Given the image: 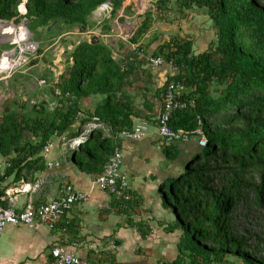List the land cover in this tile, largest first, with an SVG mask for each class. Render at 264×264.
<instances>
[{
    "label": "trees",
    "instance_id": "trees-1",
    "mask_svg": "<svg viewBox=\"0 0 264 264\" xmlns=\"http://www.w3.org/2000/svg\"><path fill=\"white\" fill-rule=\"evenodd\" d=\"M22 1L0 0L2 20L16 18ZM126 1L25 0L24 17L30 32L45 30L56 20L57 27L86 29L98 7L110 3L109 18H113ZM156 1L165 11L171 5L181 14L195 8L205 11L214 32L213 40L200 54L193 53V41L172 38L152 55L176 65L180 73L168 79L167 84H178L187 91L181 95L182 101H195L194 108L171 116L170 127L195 131L199 117L207 142L184 173L160 192L164 208L173 211V230L180 231L179 257L173 264H181L183 259L188 264H264V238L239 233L232 221L236 208L250 193L253 204L264 205V0ZM149 24L146 18L130 39L132 45L147 33ZM142 54L137 47L131 56L117 61L101 41L79 43L70 54L68 75H62L56 84L62 98L69 94L76 101L52 115L42 105L34 106L28 114L0 115V153L11 154L27 134L37 142L29 145L32 156L39 155L54 136L61 138L69 132L68 139L76 138L81 126L72 132L81 112L77 104L94 96L104 99L93 114L81 112L85 119L98 118L113 137L130 129L132 119L138 115L131 108L132 102L118 94L129 76L127 70L134 65L141 68L147 61ZM122 60L126 66L120 63ZM212 87L219 89L215 98L211 96ZM164 96L165 90L162 100ZM229 110L233 112L230 115ZM208 118L213 122L208 124ZM112 151L103 133L94 130L80 147L79 158L73 156L71 162L80 172L98 177ZM252 173L260 176V186L248 181Z\"/></svg>",
    "mask_w": 264,
    "mask_h": 264
},
{
    "label": "crops",
    "instance_id": "crops-1",
    "mask_svg": "<svg viewBox=\"0 0 264 264\" xmlns=\"http://www.w3.org/2000/svg\"><path fill=\"white\" fill-rule=\"evenodd\" d=\"M95 24L97 27L99 22ZM71 29L68 28L69 31L60 36L73 35ZM93 40L97 42L95 38ZM141 66L139 69L144 70L145 63ZM135 69L134 65L131 71L127 70L129 76L118 96L132 102L131 108L138 115L137 119H132L133 124L146 122L148 131L142 139L132 141L113 137L106 127L111 137L108 144L112 148H120L123 153L121 170L128 180L132 199L123 202L99 190L96 177L86 175L74 166L71 160L73 156L79 158L80 147L76 152L65 149V142L71 140L68 139L69 132L61 137L65 139L61 142L60 137H52L48 143H53V147L46 157L44 151L34 156L29 153V145L34 146L37 142L27 134L11 154L4 156L0 153V195L5 198L1 204L21 210L29 202L35 205L48 203L57 199L67 184L85 194L88 200L75 205L53 229L47 226L36 229L6 227L0 235V264H51L50 252L56 247L64 248L88 264H173L178 260L180 231L173 230V215L164 208L160 192L167 190L169 183L184 173L186 166L202 152V148L195 136L187 142L166 144L156 131L155 118L163 102V90L168 79L177 76L179 70L172 72L165 66L148 69L147 83L142 84ZM52 72L58 83L62 73ZM133 74L135 79L131 78ZM56 90V87L49 90L50 99L45 98L44 102L34 106L42 105L52 115L60 110L63 112V108H70L76 101L72 96L70 101H65V98L55 94ZM186 93L181 89V95ZM1 95L2 82L0 110L3 106V112L0 115L15 112L16 105L10 100L2 104ZM92 98L97 100L95 111L104 97ZM61 101H64L63 104H60ZM79 102V111L83 113V110L89 109L81 107ZM20 105V109L27 106L26 103ZM93 110L89 109L86 113L93 114ZM31 117L34 118L33 115ZM88 119L83 117L75 121L72 132L80 124V134L72 139L82 135L88 137L93 127L95 130L101 127V123H90ZM48 163L52 166L48 167Z\"/></svg>",
    "mask_w": 264,
    "mask_h": 264
},
{
    "label": "rangeland",
    "instance_id": "rangeland-1",
    "mask_svg": "<svg viewBox=\"0 0 264 264\" xmlns=\"http://www.w3.org/2000/svg\"><path fill=\"white\" fill-rule=\"evenodd\" d=\"M156 2V0H127L113 18H109L110 11L96 14L95 10L89 17L88 26L84 32H81L79 28H73L70 30L73 35L63 37L60 35L69 31L66 26L55 27L48 33H45L43 28H37L35 31L30 32L27 28L29 23L24 17L26 5L25 0H23L16 9L18 13L16 18L9 21L1 20L2 23L6 24H2L0 52L12 48L9 44H11L10 42L13 38V30L11 27L5 26H8L9 23H14L17 26L20 23L25 24L24 27L29 31L32 41L38 45L37 58L31 60L19 73H15L9 79L2 81V104L4 103L3 101L10 100L16 105V108L13 109L15 112L28 114L35 104L38 105L44 102L45 98H49V90L51 91L52 88L56 87L57 82L52 70H55L56 73H62V75H68L72 65L71 52L79 43L94 41L93 38L108 46L111 49L112 57L117 61L120 58L128 57L129 53L132 55L137 47H140L143 50V58L147 60L144 70L135 69L137 79L142 84L147 83L146 75L150 73L148 69L151 70L153 68L149 63V59L160 45L168 43L172 38L193 41V53L196 55L206 50L209 42L214 38V32L205 11L195 8L192 12L188 11L185 14H181L178 13L175 5H171L169 10L165 11L161 10ZM146 18H149L150 29L139 39L137 45H132L130 39ZM98 22L99 24L96 27L95 23ZM3 37L10 39H4ZM122 64L124 66L127 65L126 62ZM131 78L135 79V74ZM41 81L45 83L41 85ZM217 91L219 89L215 87L210 89L213 98L217 97ZM23 103H26L27 106L25 105V108L20 109V104ZM79 103L82 105L81 107L93 110L96 107L97 100L90 97ZM89 109L83 110V113L89 112ZM2 112L3 106L0 114ZM232 113V110H229L228 114ZM92 118L87 121L90 123L94 122ZM206 121L208 124L213 122L212 118H208ZM96 123H101V127L96 131H101L104 134V138L109 140L111 137H109V131L106 126L101 121ZM65 144L67 151L76 152V149L72 150L67 142ZM248 181L252 185H261V178L255 173L249 175ZM262 184H264V179ZM253 199V193L247 195V199H244L236 208L232 221L239 233L259 235L264 238V205L261 207L253 204ZM170 213L173 215V211L170 210ZM188 263V260L183 259L181 264ZM233 264L238 263L234 262Z\"/></svg>",
    "mask_w": 264,
    "mask_h": 264
},
{
    "label": "built area",
    "instance_id": "built-area-1",
    "mask_svg": "<svg viewBox=\"0 0 264 264\" xmlns=\"http://www.w3.org/2000/svg\"><path fill=\"white\" fill-rule=\"evenodd\" d=\"M109 11H111V5L110 3H106L98 7L95 13H108ZM5 27L12 28L13 38L10 42L11 44H9L12 48L0 52V82L9 79L15 73H19L31 60L37 58L38 53V45L36 42L32 41L29 31L22 26V24L19 23L15 26L14 23H9L8 26ZM3 38L10 39L7 37ZM149 63L153 68L165 66L172 72L178 70L173 62L165 63L161 57L150 58ZM44 83V81L40 82L41 85ZM181 89L182 88L178 84L169 83L166 85L164 100L160 105L155 118L157 134L166 144L187 142L190 137L195 136L199 139L198 143L200 148L203 149L206 147L207 142L202 130L203 122L201 118H197V128L192 132L170 127V119L174 113L192 109L195 106V101L192 99L187 101L181 100ZM55 94L59 97L63 96L58 90L55 91ZM64 97L70 98L71 96L65 94ZM82 117L83 115L80 112L78 113L76 120H79ZM92 121L96 123L99 119L93 117ZM148 128V123L138 122L130 129L120 131L116 136L119 139L137 141L146 135ZM91 130L94 131V127ZM85 139L87 140V135H82L77 139L69 140L68 145L70 148L79 149V147L85 143ZM64 140V138H61L60 142ZM52 147L53 143H48L44 147L43 151L45 157ZM122 160L123 153L120 148L114 147L108 162L104 166L102 173L96 177L95 182L99 190L108 192L110 195L123 202H129L132 199V195L128 180L121 170ZM47 165L48 167L52 166L50 163ZM4 200L5 198L0 195V235L8 226H24L31 229L47 226L49 229H53L64 215L70 212L78 203L86 202L88 197L67 184L64 186L61 195L57 199L38 205L29 202L25 204L21 210L3 206L1 202ZM50 258L51 264H88L86 261L67 252L61 247L53 248L50 252Z\"/></svg>",
    "mask_w": 264,
    "mask_h": 264
},
{
    "label": "water",
    "instance_id": "water-1",
    "mask_svg": "<svg viewBox=\"0 0 264 264\" xmlns=\"http://www.w3.org/2000/svg\"><path fill=\"white\" fill-rule=\"evenodd\" d=\"M2 20L1 15H0V21ZM29 22V21H28ZM58 21H54L52 23L49 24V26L45 29V33H48L50 30H52L56 25H57ZM25 24H22V26H24ZM131 56V53L128 54V57ZM152 58V57H151ZM7 105V103L5 104V106Z\"/></svg>",
    "mask_w": 264,
    "mask_h": 264
},
{
    "label": "bare ground",
    "instance_id": "bare-ground-1",
    "mask_svg": "<svg viewBox=\"0 0 264 264\" xmlns=\"http://www.w3.org/2000/svg\"><path fill=\"white\" fill-rule=\"evenodd\" d=\"M13 32V31H12ZM2 33V22L0 21V34ZM2 38V36L0 35V39Z\"/></svg>",
    "mask_w": 264,
    "mask_h": 264
},
{
    "label": "clouds",
    "instance_id": "clouds-1",
    "mask_svg": "<svg viewBox=\"0 0 264 264\" xmlns=\"http://www.w3.org/2000/svg\"><path fill=\"white\" fill-rule=\"evenodd\" d=\"M153 58V57H152Z\"/></svg>",
    "mask_w": 264,
    "mask_h": 264
}]
</instances>
